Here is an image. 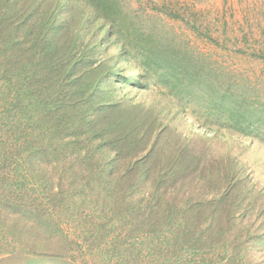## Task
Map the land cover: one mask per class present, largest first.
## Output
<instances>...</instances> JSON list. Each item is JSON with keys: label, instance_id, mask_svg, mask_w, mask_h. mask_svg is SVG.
<instances>
[{"label": "trees", "instance_id": "obj_1", "mask_svg": "<svg viewBox=\"0 0 264 264\" xmlns=\"http://www.w3.org/2000/svg\"><path fill=\"white\" fill-rule=\"evenodd\" d=\"M136 9L0 0V260L264 264V189L212 151L219 130L264 144V93ZM151 10L218 46L195 10ZM254 36L236 50L264 63ZM186 111L217 135L178 130Z\"/></svg>", "mask_w": 264, "mask_h": 264}, {"label": "rangeland", "instance_id": "obj_2", "mask_svg": "<svg viewBox=\"0 0 264 264\" xmlns=\"http://www.w3.org/2000/svg\"><path fill=\"white\" fill-rule=\"evenodd\" d=\"M123 4L129 9L137 10V7L143 6L146 12L152 11L155 14L158 28H162L165 34L171 38L175 49L180 47L193 46L196 50L207 53L210 60L221 65L232 72H242L245 75H251V81L256 83L257 87L264 93V63L254 61L251 58L244 57L237 48L243 46V35L252 29L255 34V40L258 45H264V0H122ZM146 6V7H145ZM159 10L172 7L179 13L186 11L188 14L195 10V14L202 22L200 30L207 25H212V32L220 39L217 47L210 46L204 40L194 36L190 30L185 29L175 21L166 17L162 13H156L154 8ZM148 8V10H147ZM191 9V10H190ZM147 23L151 24L150 19ZM251 33V32H250ZM249 33V34H250ZM225 39V42L222 40ZM237 49V50H236ZM243 49V48H242ZM249 52V51H248ZM155 79V78H153ZM154 81V80H153ZM262 87V88H261ZM263 89V90H262ZM138 99H164L160 93L163 89L159 86H151L145 91H136ZM264 97V95H262ZM195 100L190 103L192 110L195 107ZM184 123L172 122L178 130L183 133L193 134L197 132L206 133L208 136L217 135L211 127L203 126L197 120V115H190L186 111L181 114ZM218 144L212 145V151L215 156H221L223 153H229L244 166L250 174L251 179L258 183L259 187L264 189V144L258 140L251 139L239 134L228 136L225 130H219ZM224 143V144H223ZM0 264H10V261L0 260ZM12 264V263H11Z\"/></svg>", "mask_w": 264, "mask_h": 264}]
</instances>
